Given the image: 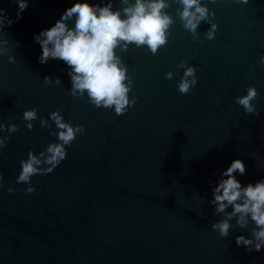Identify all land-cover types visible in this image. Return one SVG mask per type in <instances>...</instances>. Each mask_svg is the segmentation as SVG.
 <instances>
[{
    "label": "water",
    "instance_id": "1",
    "mask_svg": "<svg viewBox=\"0 0 264 264\" xmlns=\"http://www.w3.org/2000/svg\"><path fill=\"white\" fill-rule=\"evenodd\" d=\"M77 2L101 0H28L19 19L16 0H0L13 21L0 32L9 41L0 55V123L18 126L0 132L9 138L0 151V264H264V248L250 252L235 243L239 235L251 239L254 225L221 237L211 225L222 215L209 203L235 159L246 166L245 175L236 174L242 186L264 178V0H202L215 12L213 40L204 39L210 25L203 21L194 39L172 3L166 47L155 55L146 46L117 50L133 80L129 98H136L119 116L94 108L86 95L73 98L63 61L38 62L34 35ZM181 61L197 66V84L186 95L177 89ZM45 76L61 84H46ZM248 87L257 90L251 103L259 115L234 102ZM31 108L38 119L29 131L22 116ZM54 110L85 130L51 173L30 178L35 191L26 194L29 185L15 182L20 161L58 142L54 122L39 124Z\"/></svg>",
    "mask_w": 264,
    "mask_h": 264
},
{
    "label": "clouds",
    "instance_id": "2",
    "mask_svg": "<svg viewBox=\"0 0 264 264\" xmlns=\"http://www.w3.org/2000/svg\"><path fill=\"white\" fill-rule=\"evenodd\" d=\"M214 2V0H210ZM246 4L248 0H237ZM18 5L17 19L26 9L28 0H16ZM172 3L180 5L175 15L179 17L182 27L194 39L200 38L198 28L201 22H207L210 27L204 32L205 40H213L217 31V24L211 18L215 12L207 7L202 0H119L120 7L113 10L112 0H101L100 3L77 2L67 8L54 26L42 30L34 35L33 40L39 44L41 55L38 62L45 64L49 59L63 61L70 69V95L73 98L87 96V102L94 108L113 109L116 115H122L136 103V98H129L133 89V80L127 73V66L122 57L117 54L127 52L130 45L136 48L146 46L155 55L162 47H166L173 17L168 14ZM103 5V6H101ZM72 22L74 26H69ZM13 23L4 10L0 8V32ZM203 42V41H201ZM6 39H0V55L8 52ZM8 62L14 63L15 58L8 56ZM259 65L264 66V56L260 57ZM177 71L183 69L177 89L186 95L197 84V66L188 65L181 61L176 65ZM172 71L165 73V79L171 80ZM44 82L61 84L60 79L44 77ZM258 96L255 87H248L246 95L235 98V103L241 106L245 113L259 115L253 100ZM22 119L25 127L31 131L32 121L38 119L37 109H26ZM49 120L54 122L58 131L51 132L58 142L49 143L39 155L32 151L27 153V159L20 161V172L16 183L29 185L26 194L35 191L30 185V178L34 175L51 173L66 159V146H71L78 135L84 133V125H73L65 122L58 110L49 113V119L39 118L41 128H51ZM9 134L18 131V126L9 124L7 127L0 123V132ZM8 136H0V151L8 143ZM246 174L245 164L235 159L230 166L221 173L220 179L212 188L213 199L209 203L214 207L213 215L222 218L212 223L213 231L221 237H227L234 226L247 229L251 222L254 227L250 231L251 239L243 235L236 236V245L243 246L247 251H261L264 248V178L255 184L242 186L236 179V174ZM3 180L0 175V181ZM3 184L0 183V188ZM14 189L9 188L11 194ZM231 208V211L227 209ZM235 219V225L231 222Z\"/></svg>",
    "mask_w": 264,
    "mask_h": 264
}]
</instances>
